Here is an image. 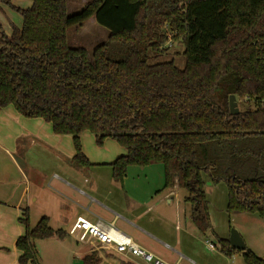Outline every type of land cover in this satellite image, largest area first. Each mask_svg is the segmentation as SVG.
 Here are the masks:
<instances>
[{
  "label": "trees",
  "instance_id": "1",
  "mask_svg": "<svg viewBox=\"0 0 264 264\" xmlns=\"http://www.w3.org/2000/svg\"><path fill=\"white\" fill-rule=\"evenodd\" d=\"M28 9L0 0L23 17L7 36L0 23V110L9 106L71 136L76 168L93 166L81 136L127 151L109 164L116 182L130 167L161 165L165 190L178 185L201 233L211 230L203 174L227 185V214L264 218V0H92L68 14V0H32ZM95 17L110 31L92 53L71 47L67 32ZM182 40L185 68L151 63ZM241 100L231 114L229 98ZM16 243L19 264H41L36 242L66 238L42 217ZM228 257L264 264L218 239ZM96 251L82 264H101Z\"/></svg>",
  "mask_w": 264,
  "mask_h": 264
},
{
  "label": "crops",
  "instance_id": "2",
  "mask_svg": "<svg viewBox=\"0 0 264 264\" xmlns=\"http://www.w3.org/2000/svg\"><path fill=\"white\" fill-rule=\"evenodd\" d=\"M10 1L20 9H28L33 4L32 0ZM91 1L68 0V5L73 4L78 10ZM0 23L7 36H11L14 27L22 28L23 17L1 4ZM88 133L81 136V144L93 166L76 168L72 163L76 152L71 136L55 135L49 123L25 118L12 106L0 110V264H19L21 253L16 243L25 233L20 223L25 211L32 226L46 216L52 229L66 234L64 239L52 237L36 242L39 258L41 252L50 250L56 264H70L69 254H74L82 264V258L93 251L91 246L68 235L77 217L114 223L118 230L167 264H234L235 258L219 249L218 239L229 240V237L227 227L217 225L214 215L219 214V220L228 218L227 190L213 205L207 193L213 189V182L209 186L205 181L212 228L201 233L191 220V204L185 200V192L177 184L164 189L163 166L130 167L123 181L116 182L109 164L127 151L108 142L109 139L107 145L99 148ZM36 147L52 156L51 179L45 172L47 166L31 160L29 154ZM23 153H27L28 166L20 157ZM68 240L82 245V250L70 251ZM209 243L214 249L209 248ZM99 257L101 264H147L130 256H118L113 251Z\"/></svg>",
  "mask_w": 264,
  "mask_h": 264
},
{
  "label": "rangeland",
  "instance_id": "3",
  "mask_svg": "<svg viewBox=\"0 0 264 264\" xmlns=\"http://www.w3.org/2000/svg\"><path fill=\"white\" fill-rule=\"evenodd\" d=\"M85 1L86 0H82L83 3H85ZM72 5L73 4L68 5L69 15H73L77 13L78 11L83 9L82 7H84V6H80V8H78L77 10L75 7L73 8ZM109 35H110V31L100 26L96 22V19L94 18L92 21L87 23L84 27L74 26V27H71L67 32L68 41L71 47H83L89 53H92L97 46L101 45L102 43H105L108 40ZM170 39H171V35H170ZM166 46H167V53H165L164 55H161L158 58L152 59L151 63H162V62L173 61L175 62V65L179 69H184L186 62H185V57H184V45H183L182 40H178L174 42L171 39ZM237 103H238V108L241 109L242 108V105L240 106L241 100H239L238 98H237ZM88 134H91V133H88ZM89 136L90 138H92L95 146H98L96 144V140L93 137V135H89ZM108 142H111L116 145L118 144L116 141L114 140L112 141V139H109ZM108 142L105 141L103 146L107 145ZM29 155L32 157L31 158L32 161L39 160L40 161L39 163H41L42 166H47V171L45 172H47L46 175L50 177L49 179H51L50 167L53 166L52 156L49 153H47V151L45 150L41 152L40 149L37 147L36 149L31 151ZM20 157L24 165L28 166L29 160L27 157V153L20 154ZM203 177L206 183L210 186L212 182L210 176L208 174H203ZM213 185H211L213 189L210 188L209 192L207 193H208V198L211 200V203L215 205V199L216 198L218 199V196L221 193H224L225 190H227V185L224 182H221L218 184L213 183ZM226 201H228V197L226 198ZM216 214L217 213L215 212L214 215L217 216L215 217V222L217 223V225L221 226L224 229H225V226L227 227L226 230H227L228 237H230L232 230H237L239 234L241 235V237L243 238L246 247H248L249 249H251L252 247L253 250L252 249L251 250L254 251L259 257L264 259V219H260V218L250 216V215H234L232 217H229L227 214L228 218L226 220L225 219L219 220L218 219L219 214L217 215ZM33 221H35V223L37 222V220L35 219ZM67 242H68L67 246H69L70 251H72L73 253L77 252V250H82L83 248L82 245L79 244L80 246H77V243H73L70 240H68ZM72 244L74 247L72 246ZM233 257L235 258L234 264H245L242 255L237 254V255H234ZM40 260H41L40 261L41 264H56L53 261L55 259L52 257L50 250L41 252ZM68 260L70 264H81L80 259L74 258V254H69Z\"/></svg>",
  "mask_w": 264,
  "mask_h": 264
},
{
  "label": "built area",
  "instance_id": "4",
  "mask_svg": "<svg viewBox=\"0 0 264 264\" xmlns=\"http://www.w3.org/2000/svg\"><path fill=\"white\" fill-rule=\"evenodd\" d=\"M68 235L79 243L91 246L92 250L97 251L99 255L113 251L118 256H130L147 264H167L118 230L114 223L77 217ZM209 248L214 249V245L209 243Z\"/></svg>",
  "mask_w": 264,
  "mask_h": 264
},
{
  "label": "water",
  "instance_id": "5",
  "mask_svg": "<svg viewBox=\"0 0 264 264\" xmlns=\"http://www.w3.org/2000/svg\"><path fill=\"white\" fill-rule=\"evenodd\" d=\"M229 108L231 114H238L240 112L235 95H231L229 98ZM229 241L230 245L237 250L244 251L246 249L245 242L237 230L231 231Z\"/></svg>",
  "mask_w": 264,
  "mask_h": 264
}]
</instances>
